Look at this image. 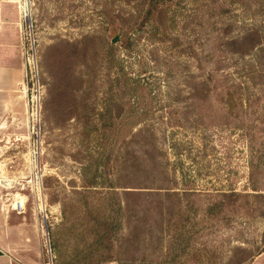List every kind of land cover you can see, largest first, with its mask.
<instances>
[{
    "label": "rangeland",
    "instance_id": "rangeland-1",
    "mask_svg": "<svg viewBox=\"0 0 264 264\" xmlns=\"http://www.w3.org/2000/svg\"><path fill=\"white\" fill-rule=\"evenodd\" d=\"M0 7V207L42 264H264V0Z\"/></svg>",
    "mask_w": 264,
    "mask_h": 264
},
{
    "label": "crops",
    "instance_id": "crops-1",
    "mask_svg": "<svg viewBox=\"0 0 264 264\" xmlns=\"http://www.w3.org/2000/svg\"><path fill=\"white\" fill-rule=\"evenodd\" d=\"M11 11L0 7V93L6 98L17 84L12 71L20 24L16 13ZM11 215L0 207V264H42L38 241L21 225H10Z\"/></svg>",
    "mask_w": 264,
    "mask_h": 264
},
{
    "label": "trees",
    "instance_id": "trees-1",
    "mask_svg": "<svg viewBox=\"0 0 264 264\" xmlns=\"http://www.w3.org/2000/svg\"><path fill=\"white\" fill-rule=\"evenodd\" d=\"M252 50H255V51H257V48H256V47H252Z\"/></svg>",
    "mask_w": 264,
    "mask_h": 264
}]
</instances>
